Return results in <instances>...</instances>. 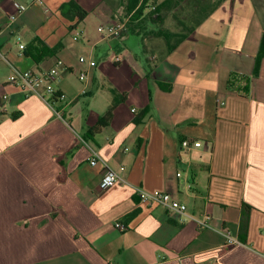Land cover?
Masks as SVG:
<instances>
[{
	"label": "crops",
	"instance_id": "1",
	"mask_svg": "<svg viewBox=\"0 0 264 264\" xmlns=\"http://www.w3.org/2000/svg\"><path fill=\"white\" fill-rule=\"evenodd\" d=\"M68 1L42 0L6 26L28 0H0V264H264V58L252 75L264 0L223 2L170 53L112 52L113 69L98 66V48L113 39L120 49L126 34L89 43L92 68H76L64 38L90 14L106 23L123 1L74 0L87 12L76 25L60 14ZM35 38L56 51L34 61L24 51ZM56 60L67 68L53 84L67 101L61 118L5 85L12 68L37 72ZM122 92L109 123L88 135ZM92 150L122 182L99 189L104 167L89 164ZM136 187L169 193L185 214L142 204ZM205 213L210 228L199 229ZM225 232L240 244L226 245Z\"/></svg>",
	"mask_w": 264,
	"mask_h": 264
},
{
	"label": "built area",
	"instance_id": "2",
	"mask_svg": "<svg viewBox=\"0 0 264 264\" xmlns=\"http://www.w3.org/2000/svg\"><path fill=\"white\" fill-rule=\"evenodd\" d=\"M42 0H28V3L22 4L16 2L14 4L15 12L10 14L8 17V23L6 26L12 24L16 18L26 11L30 6L34 4H41ZM129 16L124 15L123 8H119L117 11L111 12L110 16L106 23L98 26L97 31L100 34L102 40L109 38H119L123 34H126L128 31L127 22ZM74 35L73 40L77 41V37ZM78 62L81 65H85L89 68L94 67L95 61L90 58L80 57ZM114 62L119 63L120 58L118 56L114 57ZM65 64L61 60H56L53 67L42 70V71H23L16 68H12V72L7 78L5 85H10L16 88L18 91L24 93L25 95H35L53 111L56 117L61 118V109L57 107L58 104H67L66 98L58 90L53 87V84L57 81L59 73L61 70H66ZM87 74L80 73L79 80L84 82L86 81ZM83 91L86 90V87H83ZM134 111V110H132ZM181 147L184 149L197 148L200 146L199 141L190 142L189 140H183L180 143ZM89 164L92 167L101 164L103 168V175L99 181V189L106 190L113 185L122 182L120 174L110 170L106 163L99 157L98 153L95 150L91 151V157L89 159ZM123 170V167H120V171ZM177 177L180 176V173L176 174ZM189 188V184L186 185ZM135 193L138 195L140 202L148 206H161L166 209L168 212L179 213L184 215L186 212V206L173 199L172 196L163 191L153 190L146 191L141 188L136 187L134 189ZM195 222L199 229L210 228L209 225V216L205 213L201 219H195ZM115 227L122 229L123 226L120 223H116ZM226 238V245H239L240 241L236 238L231 237L229 232L224 233Z\"/></svg>",
	"mask_w": 264,
	"mask_h": 264
},
{
	"label": "trees",
	"instance_id": "3",
	"mask_svg": "<svg viewBox=\"0 0 264 264\" xmlns=\"http://www.w3.org/2000/svg\"><path fill=\"white\" fill-rule=\"evenodd\" d=\"M122 1L123 2L121 5L123 6L124 15L129 16V19L127 22V26H128L127 27L128 28L127 33L133 34L135 36L152 35L154 37L162 38L166 44V52L170 53L173 50H175L182 42H184L189 37V35L194 31V29L204 19H206L207 16H209L214 10H216L218 5H220L221 3H223L227 0H216V3H214L213 5H210V3L209 4L206 3V5H202V3H201V5L194 6V8H198V13L194 17L196 18L197 15H200L198 17L199 20H197L195 22V25L193 27H188L182 23L184 30L182 32H179V33L170 32L166 29H162L161 27H159L157 29H154V28L151 29L150 28V29L145 30V26H144V24H145L144 13H145L146 9L152 8V10L150 12L158 13V14L163 9L165 12L168 13V12H170L172 7L179 6L176 1H174V0H163L161 3H159L156 6L151 5V4H153V3H151L152 0H122ZM59 11H60V14L64 18H66L70 21H74L75 25L82 22L85 19V17L87 16V12L84 9H82L77 4V2L74 0H69L66 3H63L59 7ZM157 18H158L159 23H163V19H162L163 17L157 16ZM70 28H72V27H70ZM54 51H56L55 47L48 48L45 45H43V43L39 39L35 38L31 43H29L25 47L24 53L26 55H29L34 61L38 62V60H36L33 57L34 54H36V53L40 54V59H39V61H40L47 56H51ZM263 58H264V34L261 37L259 49H258L256 58H255V66H254L253 73H252L253 77L258 76L259 65H260V62ZM159 85L161 88H163L165 90L168 89V86H166V85H163V84H159ZM119 97H120V99L118 101L113 100V102L111 103V105L109 106V108L107 109L105 114L99 118L97 124L94 127H90L87 130L88 135L96 134L102 127L106 126L109 123V121L111 120L112 111H113L114 107L116 106V104H118V102H123L126 99V94L123 92L119 93ZM146 114H147V108L143 109L134 118V120H133L134 123L139 124L143 120V118ZM244 226H245V220L243 218V220L241 222V228L244 229Z\"/></svg>",
	"mask_w": 264,
	"mask_h": 264
},
{
	"label": "rangeland",
	"instance_id": "4",
	"mask_svg": "<svg viewBox=\"0 0 264 264\" xmlns=\"http://www.w3.org/2000/svg\"><path fill=\"white\" fill-rule=\"evenodd\" d=\"M162 1L163 0H152L151 3L153 4L151 5L156 6ZM174 1H176L179 6L172 7L170 12L168 13L165 12L163 9L160 11L159 14L150 12L152 8L146 9L144 13L145 30L150 29V28L157 29L161 27L162 29H166L170 32H175V33L182 32L184 30L182 23L188 27H193L195 25V22L199 20L198 17L200 15H197L196 18L194 17L198 13V8H194V6L201 5V3L202 5H206V3L208 4L210 3V5H213L214 3H216V0H174ZM236 4L237 5H247L246 1L242 3L237 2ZM111 5L113 8L112 9L113 11H117L119 7L122 6L121 1L113 2ZM226 5H229V3L227 2ZM157 16L163 17L162 18L163 23L158 22ZM206 18H208V16ZM98 24L99 23L97 22V20L90 14L88 18L86 19V21L84 23H80L77 29L75 30V35H76L75 37H77L78 41H74L71 35L65 36L64 44L67 46V50L70 55V58L75 64L76 68L78 64L81 65L78 62V59L80 57L87 58V55H86L87 45L91 43L93 40H97L99 38L100 34L97 32ZM84 28L88 30V35H89L88 38L90 39L89 42L86 41L83 34L80 33ZM118 42L120 43L119 44L120 49L113 50V48L109 47V44L113 46V44L116 43V40H113V39H109V42H108L109 44H107L106 46L98 48V52H97L98 66H108L110 69H113L114 66L110 62H108L112 52L119 54V56H123L125 54H130V55L136 54L142 60L144 59V56H145V53H144L145 50H150L153 52V54L157 53L156 55L158 56L166 53L165 41L162 38L154 37L152 35H145V39H143L142 37H139V36L126 34L122 38V40ZM224 45H225V42L222 43L220 48H223ZM106 53H108L107 56H106ZM104 58L106 60L105 62H104ZM106 62L108 63L105 64Z\"/></svg>",
	"mask_w": 264,
	"mask_h": 264
}]
</instances>
